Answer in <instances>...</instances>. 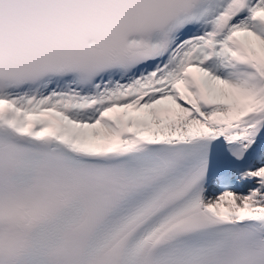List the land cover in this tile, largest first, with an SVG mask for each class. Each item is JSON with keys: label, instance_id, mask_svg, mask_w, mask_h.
I'll list each match as a JSON object with an SVG mask.
<instances>
[{"label": "snow or ice", "instance_id": "6c2138e0", "mask_svg": "<svg viewBox=\"0 0 264 264\" xmlns=\"http://www.w3.org/2000/svg\"><path fill=\"white\" fill-rule=\"evenodd\" d=\"M0 264H264V0H0Z\"/></svg>", "mask_w": 264, "mask_h": 264}]
</instances>
